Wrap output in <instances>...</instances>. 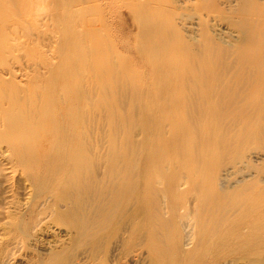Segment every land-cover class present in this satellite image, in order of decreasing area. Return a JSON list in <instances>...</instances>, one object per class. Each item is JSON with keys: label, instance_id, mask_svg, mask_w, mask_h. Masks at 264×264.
<instances>
[{"label": "bare ground", "instance_id": "1", "mask_svg": "<svg viewBox=\"0 0 264 264\" xmlns=\"http://www.w3.org/2000/svg\"><path fill=\"white\" fill-rule=\"evenodd\" d=\"M180 1L0 0V208L69 237L45 264H264V2L231 42Z\"/></svg>", "mask_w": 264, "mask_h": 264}, {"label": "rangeland", "instance_id": "2", "mask_svg": "<svg viewBox=\"0 0 264 264\" xmlns=\"http://www.w3.org/2000/svg\"><path fill=\"white\" fill-rule=\"evenodd\" d=\"M191 1L192 2H187L185 4L180 1L179 2L180 4L176 5L177 9L179 8L178 11H180L179 15H181V17L179 16L181 19L178 17L179 20L177 19L178 20L177 22L180 23V26L182 28L183 27L184 28L190 27V25H192L193 23L198 22L197 18L194 16L195 12L193 11L194 9L192 7L193 6L192 3H194V2H193V0H191ZM212 1H214V0H212ZM218 1H220L219 4H221V5H219V8H220L219 12L217 14H211L209 17H205V18H208V21H209L208 24H210L209 29L211 28L210 32H212V33L214 32L213 34H216L218 37H220V39L225 38L226 40L228 39L231 42L238 41L241 37L239 35V34H241V31L239 30L240 27H238V25H239L238 21L240 22L241 18L243 17L242 14H239L238 7L240 8V4H242L243 1L242 0H234V1L233 0H223V1L218 0ZM253 1L258 2V0H253ZM260 1L262 3L264 2V0H260ZM224 3H226V4H224ZM41 7H42V10H41ZM44 7L43 6L38 7V9L35 11V13L40 14L41 17H43L45 14L47 15V12H48V11H46L47 7L46 8H44ZM39 8H40V10H39ZM230 9H232V10H230ZM237 10H238V12L235 13V11H237ZM231 11L233 13H231ZM237 19H239V20H237ZM45 20H47V18ZM130 27H131V21L127 20V28H130ZM53 45L56 46V43H54ZM15 180L17 182L19 181V179H17V178H15ZM15 186H16V189L14 187V191L12 193L7 192L5 194L4 193L2 194L3 197H6V195H7L9 200H13V202H11V204H9V206L8 205H5V206L2 205L0 208V209H2V210H0V215L3 216V217H0V225L1 226L3 225L2 227L0 226V230H1L0 231V237H1L0 238V249H1L0 250V264H45L46 259H48L52 253L59 251L62 247L63 248L67 247V245L69 244V237L65 236L64 234H62V236H61V233L59 232V230H56L58 228L56 226H54V224L53 225L50 224L51 221H49V220H50L51 216L48 214L50 217H47V219L49 218L48 220L45 218V221H46L45 225L41 224L39 226H36V228H35L36 230L34 229V231H32L30 233V235L25 239V241L20 240L18 242L16 240H14L13 236H11V234H12L11 233L12 231L10 228L11 222H12L11 220H12V218H15V217L17 219L21 218L22 215H24L23 216L24 219L25 218L28 219L29 216L26 214V212H27V209L31 206L30 205L31 204L30 203V198H31L30 193L31 192L27 189L25 191V188L23 187L22 183L16 184ZM19 188H21V189H19ZM17 189H18V191H17ZM15 191H16V193H15ZM20 192L22 195L20 194ZM24 192L25 193L27 192L26 193L27 195ZM23 194H25V195H23ZM17 195H21L20 196L21 198H19V196H17ZM9 196H11V197H9ZM17 197H18V200H17ZM16 201H18V202H16ZM20 201H21V203H20ZM24 204H26V205H24ZM27 204H28V206H27ZM20 205L21 206L23 205V206L21 207ZM10 208H12V209H10ZM8 211L10 212V214ZM22 212H23V214H22ZM14 215H16V216H14ZM4 216H5V218H4ZM3 219L4 220L6 219V220L1 222ZM48 223L50 226L48 225ZM5 225H6V228H5ZM44 226H46V227H44ZM45 256H47V257H45Z\"/></svg>", "mask_w": 264, "mask_h": 264}]
</instances>
